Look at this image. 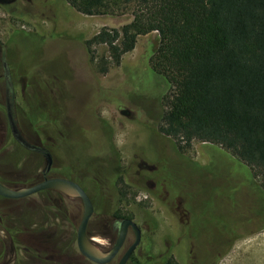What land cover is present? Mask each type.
<instances>
[{
  "label": "rangeland",
  "instance_id": "rangeland-1",
  "mask_svg": "<svg viewBox=\"0 0 264 264\" xmlns=\"http://www.w3.org/2000/svg\"><path fill=\"white\" fill-rule=\"evenodd\" d=\"M134 8L132 3L123 10L87 16L66 0H0V182L12 189L31 187L43 181L47 167L42 153L25 148L13 136L6 107L11 87L19 132L29 145L44 148L52 156L48 177L73 180L91 197L94 214L88 234L96 239L99 253H107L116 236L108 212L109 194L103 203L98 202L97 196L103 198V192L91 182L106 192L114 182L116 190L127 186L128 191L118 213L120 220L131 219L143 230L138 248L141 256L132 257L128 264H146V248L156 254L170 249L180 255L185 250L179 238L186 218L184 208L192 225L183 233L196 237L198 251L207 248L215 224V239L219 235H226V240L238 237L228 241L230 248L219 264H264V229L250 225L242 202L232 211L215 199L220 197L215 170L224 171V176H232L236 182L250 180L252 172L262 183L231 152L199 141L181 152L212 168L211 186L192 194L196 200L185 199L184 207L157 188L153 172L161 163L165 166L160 174L170 182L184 180L183 164L189 165L186 157L178 158L174 141L161 132L172 90L152 69L161 43L159 34L139 35L134 49L119 63L106 44H95L88 54L86 42L102 30L122 31L133 24ZM104 67L106 73L101 70ZM141 83L137 98L131 87ZM104 129H110L121 178L108 173L105 159L113 156L106 146L108 136L105 140L102 135ZM224 193L228 199L231 189ZM83 214L80 199L60 192L17 200L0 197V264H94L77 246ZM132 242L130 238L128 246ZM219 246L216 243L215 250Z\"/></svg>",
  "mask_w": 264,
  "mask_h": 264
},
{
  "label": "trees",
  "instance_id": "trees-1",
  "mask_svg": "<svg viewBox=\"0 0 264 264\" xmlns=\"http://www.w3.org/2000/svg\"><path fill=\"white\" fill-rule=\"evenodd\" d=\"M66 1L87 16L135 4L134 23L122 31L102 30L86 42L89 55L95 44H106L112 59L119 63L125 53L134 49L139 35L157 32L160 36L152 69L172 90L161 132L174 141L178 158L186 157L189 165L183 164L187 176L184 180L170 182L160 174V168L165 166L161 163L153 172L157 188L164 190L172 201L196 200L192 194L211 186L212 168L181 152L194 141L220 146L254 170L262 183L256 181L252 172L250 180L241 178L236 182L234 177L224 176V171L215 170V189L220 194L215 199L221 207L227 204L232 211L242 202L248 209L245 215L250 225L264 229V0ZM101 70L106 73L107 67ZM102 132L105 140L108 136L106 146L113 156L105 159L108 173L121 178V162L110 140V129ZM91 183L103 192V198L97 196V201L103 203L108 193L109 214L122 219L118 213L128 195L127 186L116 190L112 182L106 192L102 186ZM230 189L231 196L226 199L224 190ZM244 190L248 193L243 198ZM217 238L218 248L226 244L229 250L228 241L238 237Z\"/></svg>",
  "mask_w": 264,
  "mask_h": 264
},
{
  "label": "flooded vegetation",
  "instance_id": "flooded-vegetation-1",
  "mask_svg": "<svg viewBox=\"0 0 264 264\" xmlns=\"http://www.w3.org/2000/svg\"><path fill=\"white\" fill-rule=\"evenodd\" d=\"M4 67L6 68L5 69V73H6L7 68H8L6 62H4ZM6 78H8L7 73H6ZM141 87H142V83L140 86L135 85V88L131 87L133 89L134 95L138 96L137 98H139V96H141V91H142ZM145 93H147V91H145ZM11 96H12L11 95V87H9L8 88V96H7V104H6L7 118H8V124L10 126L12 133H13L14 138L17 140V142H19L25 148L32 150V151L40 152L45 156L46 153H48V152L44 148L29 145L28 142L23 138V136L19 132L18 127H17V123H16L14 115H13V98ZM143 97H145V96H143ZM124 113H125V115H128L127 111H124ZM104 132H105V129H104ZM48 174H49V172H47V171L43 172V174H42L43 175V181L46 179H51L48 177ZM46 191H48V190H46ZM52 191H54V190H52ZM43 192H45V191L39 192L37 194H41ZM55 192H58V191H55ZM0 197L4 200H17V199H8V198L2 197V196H0ZM22 199H24V198H22ZM181 202H183L182 205L184 207L185 201H181ZM184 211H185L186 218H185L184 223L181 224L180 229L182 228V234H181V236H179V238H180V242L185 246V250H182L180 255H176L173 252V250H170V249L165 250L162 253L156 254L153 250H150V248H146L144 250L145 251L144 253L147 254V256H148V260H147L146 264H219L220 260L225 256V254L228 251V250H226V246H227L226 244L222 245L220 248H217L215 250V224L211 227V229H212L211 238L209 239L208 236L206 237L207 240L209 239V241L207 242V246H206L207 248H205L204 251H198L197 250V248H198L197 247L198 246L197 241L198 240H196V237H193L191 234L188 235L186 233H183L184 228L190 227L192 225V224H190L192 221V217H191L190 213H188V210H186L185 208H184ZM124 220H120V219H117V218L112 216V229H113L114 234L116 236V241L118 239L121 224ZM198 225L199 224H196V225L193 224L194 227H196ZM138 227H139V225H138ZM139 229L141 231V241H140V244L134 250L131 258L141 256L138 248L142 242L143 230L141 227H139ZM184 230H186V229H184ZM130 238H132L133 242L128 246V240ZM95 241H96V239L94 238L93 242H95ZM116 241H115V243H116ZM135 241H136V234L133 231V229L131 227H129L128 234H127L123 248L121 249L119 254L110 263H116L117 262V264H118L120 259L127 252V250L134 244ZM1 242H2V240H0V243ZM115 243H114V245H115ZM196 243H197V245H196ZM131 258H130V260H131ZM110 263H108V264H110Z\"/></svg>",
  "mask_w": 264,
  "mask_h": 264
},
{
  "label": "water",
  "instance_id": "water-1",
  "mask_svg": "<svg viewBox=\"0 0 264 264\" xmlns=\"http://www.w3.org/2000/svg\"><path fill=\"white\" fill-rule=\"evenodd\" d=\"M45 157L47 160L45 171L50 172L53 165L52 156L50 153H46ZM46 190L58 191L69 196L75 195L76 198L82 201L84 214L77 231V246L80 253L94 264L110 263L123 248L129 227H131L136 234V241L118 262V264H128L134 250L141 241V231L138 225L133 220L125 219L121 224L115 245L107 253L99 254L93 242L94 237L88 234V226L94 214V204L89 194L77 182L65 178H51L34 186L21 189H12L0 182V196L8 199H22Z\"/></svg>",
  "mask_w": 264,
  "mask_h": 264
},
{
  "label": "bare ground",
  "instance_id": "bare-ground-1",
  "mask_svg": "<svg viewBox=\"0 0 264 264\" xmlns=\"http://www.w3.org/2000/svg\"><path fill=\"white\" fill-rule=\"evenodd\" d=\"M75 197V195H73ZM97 252L99 253L100 251L97 250ZM99 254H102V253H99Z\"/></svg>",
  "mask_w": 264,
  "mask_h": 264
}]
</instances>
